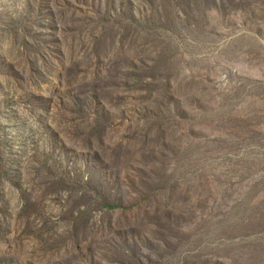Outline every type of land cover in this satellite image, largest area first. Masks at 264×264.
Segmentation results:
<instances>
[{
	"label": "rangeland",
	"instance_id": "1",
	"mask_svg": "<svg viewBox=\"0 0 264 264\" xmlns=\"http://www.w3.org/2000/svg\"><path fill=\"white\" fill-rule=\"evenodd\" d=\"M0 264H264V0H0Z\"/></svg>",
	"mask_w": 264,
	"mask_h": 264
}]
</instances>
